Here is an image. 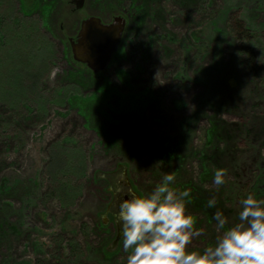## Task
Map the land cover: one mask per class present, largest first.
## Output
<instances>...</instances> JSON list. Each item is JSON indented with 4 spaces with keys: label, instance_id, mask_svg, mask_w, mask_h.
<instances>
[{
    "label": "rangeland",
    "instance_id": "obj_1",
    "mask_svg": "<svg viewBox=\"0 0 264 264\" xmlns=\"http://www.w3.org/2000/svg\"><path fill=\"white\" fill-rule=\"evenodd\" d=\"M48 1L0 0V264H126L118 205L168 174L230 225L249 193L264 200V0ZM123 13L101 72L73 60L82 19ZM187 213L189 249L220 235Z\"/></svg>",
    "mask_w": 264,
    "mask_h": 264
},
{
    "label": "clouds",
    "instance_id": "obj_2",
    "mask_svg": "<svg viewBox=\"0 0 264 264\" xmlns=\"http://www.w3.org/2000/svg\"><path fill=\"white\" fill-rule=\"evenodd\" d=\"M227 169L218 167L214 183H225ZM168 174L150 192L129 194L118 205L126 264H264V200L249 193L240 201L238 222L229 224L223 211L216 209L212 219L220 235L203 249H189L195 220L187 213L189 189L172 186ZM215 198L207 200L215 208Z\"/></svg>",
    "mask_w": 264,
    "mask_h": 264
},
{
    "label": "water",
    "instance_id": "obj_3",
    "mask_svg": "<svg viewBox=\"0 0 264 264\" xmlns=\"http://www.w3.org/2000/svg\"><path fill=\"white\" fill-rule=\"evenodd\" d=\"M72 2L76 8L83 4V0ZM121 31L122 25L103 24L95 16L84 19L75 40L69 39L73 60L84 64L93 73L101 72L119 43Z\"/></svg>",
    "mask_w": 264,
    "mask_h": 264
},
{
    "label": "trees",
    "instance_id": "obj_4",
    "mask_svg": "<svg viewBox=\"0 0 264 264\" xmlns=\"http://www.w3.org/2000/svg\"><path fill=\"white\" fill-rule=\"evenodd\" d=\"M132 1V3L134 4V6H135V8H134V10H137L138 8L140 9V8H142L143 7V5L142 4H144L145 2H146V0H131ZM148 8H145L144 10H145V14H143V16L142 17H144L145 15H149V11H146ZM156 14V12H154V13H152V15L153 16H156L155 15ZM141 17V18H142ZM87 68V67H86ZM86 70H88L89 71V69H86ZM90 73H92L91 71H90ZM246 103V102H245ZM242 105H245V104H242ZM239 106V101H237V102H235V103H233L232 104V107H238ZM212 127H213V130H212V134H211V132H210V142H209V144H210V146H214L213 148H214V151L215 150H218L217 149V145H215L216 143L217 144H219V143H221L222 141H221V139H219V135H222L223 133L224 134H226L227 132H230L232 129H234V128H236V127H238V125H236L235 123H228L227 124V126L226 127H224L223 126V128L222 127H220V126H218L217 124H215V125H212ZM244 129L246 130V132H248V127L247 126H244ZM227 130V131H226ZM182 135V134H181ZM214 136L215 137H217V139L216 140H213V138H214ZM183 141H184V138H182V140H181V142H179V144H178V147L180 146V145H183ZM215 146H216V148H215ZM221 149H222V147L220 148V154H217V155H214L215 154V152L213 151L212 153H208V155H207V161H208V163H210V165H212L211 164V161L212 160H216V158L219 156V155H222V153H221ZM228 148H227V146H225L224 147V152L226 153V150H227ZM223 150V149H222ZM208 150H207V148L204 150V152L203 153H201L202 154V159H204V156L206 157V152H207ZM178 156L177 155H173L172 157H171V159H176ZM179 158V157H178ZM170 159V160H171ZM180 159V158H179ZM213 166V165H212ZM214 167V166H213ZM179 184H181V183H179ZM182 185V184H181ZM198 192H199V190L198 189H196ZM206 204H207V201L205 200V199H203V197L200 195V194H191V195H189L187 198H186V207L187 208H194V209H196V210H201L202 212H203V214L206 216V217H208L209 219H212V214H213V212L218 208L219 209V206L218 205H216L215 206V208H208L207 206H206ZM220 210H221V208H220Z\"/></svg>",
    "mask_w": 264,
    "mask_h": 264
},
{
    "label": "flooded vegetation",
    "instance_id": "obj_5",
    "mask_svg": "<svg viewBox=\"0 0 264 264\" xmlns=\"http://www.w3.org/2000/svg\"><path fill=\"white\" fill-rule=\"evenodd\" d=\"M59 1H60V0H49L48 3L52 5V4H56V3H58ZM84 2H85V0H83V4H82V6H81L80 8H76V7H75V4L72 2V0H70V4H71V5H74V9H75V10H80L81 8H83ZM48 10H49V9H48ZM90 16H92V15H89V17H90ZM95 17H98V18L100 19V21H101L103 24H111V23H114V24L122 25V31H121V33H120V39H121V36L123 35L125 29L127 28V26H126V24H127V17H126V15H125V13H123L122 15H119V14L114 15L111 21H104L99 15H98V16L95 15ZM87 18H88V17H87ZM115 18H117V19H119V20L115 21ZM84 19H86V18H84ZM84 19H82L81 22H82ZM81 22H80V24H79V28H78L76 34H74L75 37L77 36V34H78L79 30H80ZM72 37H73V36H72ZM119 41H120V40H119ZM118 44H119V43H118ZM118 44H117V46H118ZM117 46H116V47H117ZM113 52H114V51H113ZM112 54H113V53H112ZM112 54H111V56H112ZM111 56H110V58H111ZM109 60H110V59H109ZM125 198H126V197H125Z\"/></svg>",
    "mask_w": 264,
    "mask_h": 264
}]
</instances>
